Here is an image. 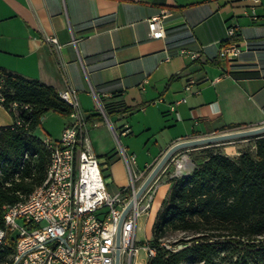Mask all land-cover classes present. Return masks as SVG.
Returning <instances> with one entry per match:
<instances>
[{"label": "crops", "instance_id": "crops-1", "mask_svg": "<svg viewBox=\"0 0 264 264\" xmlns=\"http://www.w3.org/2000/svg\"><path fill=\"white\" fill-rule=\"evenodd\" d=\"M250 6L245 0H0V68L58 92L76 91L93 153L106 162L115 194L130 180L121 151L133 157L135 175H145L177 142L233 131L230 125H264V0L255 22ZM160 10L167 12L165 36L151 39L147 21ZM229 24L238 25L243 47L232 62L218 58ZM51 36L61 44L57 52L44 41ZM182 50L200 57L192 61ZM190 79L202 85L185 92ZM62 118L56 137L38 128L35 134L58 140L70 123ZM12 122L0 104V127ZM246 141L223 153L238 155Z\"/></svg>", "mask_w": 264, "mask_h": 264}, {"label": "trees", "instance_id": "trees-1", "mask_svg": "<svg viewBox=\"0 0 264 264\" xmlns=\"http://www.w3.org/2000/svg\"><path fill=\"white\" fill-rule=\"evenodd\" d=\"M0 97L13 119L0 127L3 227L4 207L22 201L45 179L50 152L35 134L41 118L48 112L69 117L70 107L53 87L2 68ZM249 138L253 144L238 155L207 150L189 172L168 179L145 264H264V134ZM173 234L179 236L165 244Z\"/></svg>", "mask_w": 264, "mask_h": 264}, {"label": "built area", "instance_id": "built-area-1", "mask_svg": "<svg viewBox=\"0 0 264 264\" xmlns=\"http://www.w3.org/2000/svg\"><path fill=\"white\" fill-rule=\"evenodd\" d=\"M245 1L251 2L250 18L257 21L255 8L260 0ZM166 16L167 12L160 10L147 21L151 39L164 38ZM237 31V24L226 27L219 59L232 62L242 53ZM44 41L53 52L61 48L54 36L45 37ZM71 43L75 44L76 39ZM180 54L192 61L200 57V51L182 50ZM217 80L208 83L214 84ZM202 81L188 80L184 91L190 92L193 85ZM59 96L70 107V123L63 127L58 140L42 139L50 152L43 183L22 201L4 207L0 264H115L117 225L143 173L133 174V157L121 151L130 183L110 194L104 174L106 162H101L93 153L76 91L65 90ZM190 165L186 156L174 157L168 164L169 177L189 172ZM151 188L134 200L121 222L119 264H131L139 249L146 255L152 254L148 246H139L135 240L137 220L152 203V196L146 197Z\"/></svg>", "mask_w": 264, "mask_h": 264}, {"label": "rangeland", "instance_id": "rangeland-1", "mask_svg": "<svg viewBox=\"0 0 264 264\" xmlns=\"http://www.w3.org/2000/svg\"><path fill=\"white\" fill-rule=\"evenodd\" d=\"M225 34H226V30H225ZM209 81L210 80L207 79V81H205V83L208 84ZM201 85L196 86L195 87V91H197L198 87H200ZM44 116L45 117H42V119H41V124L38 127L37 133L39 135H43L44 136V134H46V131H47L52 136L56 137L57 136L56 134H57L58 130L61 128L62 122L66 118H62L60 116H56L52 112L46 113V114H44ZM239 130H242V129H239ZM233 131H236V130H233ZM244 139L247 140L246 142H244V145H245L244 148L250 147L253 144L252 138H249V137H247V138H238V139H232V140H228V141H223V142H220V143H215V144L213 143V144H210L208 146L202 145V146L193 147V148H190V150H188L187 152H184V154H183V151H184L183 149L178 150L176 153H174V156L168 161L167 165H165V167H164V168H167V170L162 173V171L164 170L163 169L161 172H159V174L152 181V183L154 182V186H158V188H157V190L155 192L154 191V187H152L150 189V191L148 192L146 197H149L151 195L152 196V203H151L150 207L148 208V210L146 211V213L143 216H141L140 218H138V220H137V228H136V232H135V240L138 242L137 245H139V246H144V245L148 246V242L151 239L150 231H151V225H152V222L154 220L155 213L159 209L161 201L164 199V197L166 196V194H167V192L169 190L168 179L170 177L168 175V168H169L168 164L170 163V161L174 157L178 158V157H181V156H186L187 159L189 160V162L191 163L190 166L192 168V162L201 160V158L206 155V153H207L206 151L207 150L219 151V152H222V153L223 152L226 153V150H224V148L228 147L231 143H234V142L235 143H240L239 141H244ZM205 148H207V149L203 150ZM152 168L149 171H147L145 173V175H143V177L141 179H139L135 183L136 188H138L140 186V184L142 183L144 178L148 175V173L152 170ZM132 172H133V174H135V166H132ZM159 176H160V178L158 179ZM127 178H128V175H127ZM129 183H130V180H129ZM148 188L145 190V192L148 190ZM107 190H108L109 193H112L113 191L117 190V188H116L115 184H108ZM153 192H155V193H153ZM178 236H179L178 234L169 235L163 241L166 244L169 241H172V240L176 239ZM141 242H143V243H141ZM145 260H147V255H146L145 251H143L142 249H139L137 255L133 258L131 264H144Z\"/></svg>", "mask_w": 264, "mask_h": 264}, {"label": "water", "instance_id": "water-1", "mask_svg": "<svg viewBox=\"0 0 264 264\" xmlns=\"http://www.w3.org/2000/svg\"><path fill=\"white\" fill-rule=\"evenodd\" d=\"M264 134V125H261L259 127L249 128V129H242V130H236V131H230L185 141H180L172 146H170L164 154L160 157V159L157 161V163L154 165L152 170L148 173V175L144 178L140 186L136 189L133 198L129 201L125 209L122 211L118 225H117V233H116V252H115V264H119V229L121 222L127 213V211L131 208V206L134 203V200L139 198L142 193L149 187V185L152 183V181L155 179V177L161 172L165 165H167L168 161L174 156V153H176L178 150L181 149H189L197 146H208L210 144L220 143L223 141H228L232 139H238V138H247V137H253Z\"/></svg>", "mask_w": 264, "mask_h": 264}, {"label": "bare ground", "instance_id": "bare-ground-1", "mask_svg": "<svg viewBox=\"0 0 264 264\" xmlns=\"http://www.w3.org/2000/svg\"><path fill=\"white\" fill-rule=\"evenodd\" d=\"M144 251V250H143Z\"/></svg>", "mask_w": 264, "mask_h": 264}]
</instances>
